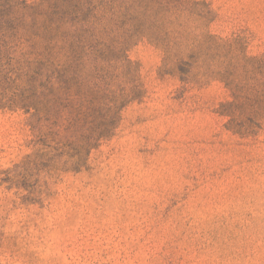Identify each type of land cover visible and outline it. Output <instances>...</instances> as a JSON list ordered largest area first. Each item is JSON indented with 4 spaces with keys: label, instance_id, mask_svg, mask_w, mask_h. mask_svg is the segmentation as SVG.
<instances>
[{
    "label": "rangeland",
    "instance_id": "1",
    "mask_svg": "<svg viewBox=\"0 0 264 264\" xmlns=\"http://www.w3.org/2000/svg\"><path fill=\"white\" fill-rule=\"evenodd\" d=\"M124 2L156 39L53 75L48 119L0 61V264H264V0Z\"/></svg>",
    "mask_w": 264,
    "mask_h": 264
},
{
    "label": "trees",
    "instance_id": "2",
    "mask_svg": "<svg viewBox=\"0 0 264 264\" xmlns=\"http://www.w3.org/2000/svg\"><path fill=\"white\" fill-rule=\"evenodd\" d=\"M116 1L40 0L30 5L17 3L12 20L14 15H18L15 19L22 20L24 26L16 29L0 28V61L15 56L25 59L26 74L31 85L20 97L26 112L33 108L48 119L51 106L46 91L53 75L67 73L70 67L75 71L78 63L127 61V53L139 41L143 38L149 41L156 39V31L144 27L146 12H136L134 15L132 8L126 6L125 2L116 7ZM116 10L124 18L120 26H96V22L104 18L110 22ZM134 21L136 25L132 24ZM254 65L256 70L264 69V56L255 59ZM232 96L234 102L223 105V112L229 116H235L237 109L234 103L241 98L236 93ZM243 99L249 100L248 97ZM12 100L19 102L18 97ZM51 124L55 126L56 122ZM70 129L68 124L65 131ZM101 134L98 133L93 140L96 142ZM50 135H53L51 131L46 134ZM91 140L83 138L81 149H90Z\"/></svg>",
    "mask_w": 264,
    "mask_h": 264
}]
</instances>
